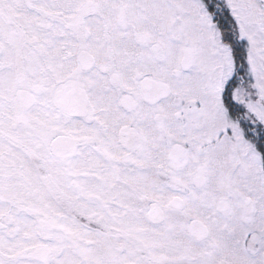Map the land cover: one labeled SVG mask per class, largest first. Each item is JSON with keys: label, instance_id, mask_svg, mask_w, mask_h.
<instances>
[{"label": "snow or ice", "instance_id": "snow-or-ice-1", "mask_svg": "<svg viewBox=\"0 0 264 264\" xmlns=\"http://www.w3.org/2000/svg\"><path fill=\"white\" fill-rule=\"evenodd\" d=\"M0 264H264V0H0Z\"/></svg>", "mask_w": 264, "mask_h": 264}]
</instances>
